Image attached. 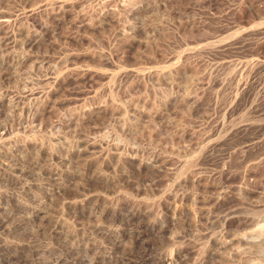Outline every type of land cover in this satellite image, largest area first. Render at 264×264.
Masks as SVG:
<instances>
[{
	"label": "rangeland",
	"instance_id": "1",
	"mask_svg": "<svg viewBox=\"0 0 264 264\" xmlns=\"http://www.w3.org/2000/svg\"><path fill=\"white\" fill-rule=\"evenodd\" d=\"M2 15L0 264H264V0Z\"/></svg>",
	"mask_w": 264,
	"mask_h": 264
},
{
	"label": "bare ground",
	"instance_id": "2",
	"mask_svg": "<svg viewBox=\"0 0 264 264\" xmlns=\"http://www.w3.org/2000/svg\"><path fill=\"white\" fill-rule=\"evenodd\" d=\"M61 5H62V4H61ZM248 5H249V4H248ZM247 8H248V7H247ZM247 12H248V11H247ZM29 13H30V12H29ZM32 13H33V12H32ZM251 13H252V12H251ZM13 16H14V15H13ZM11 18H12V17H11ZM9 20H10V19L7 18L6 15H2V16H0V30L7 28V26L9 27V25H8V24H9V23H8ZM46 29H47V27H46ZM47 30H48V29H47ZM47 30H46V31H47ZM263 30H264V29H263ZM41 31H42V30H41ZM43 31H44V30H43ZM43 31H42V32H43ZM2 33H3V32H2ZM4 33H5V32H4ZM6 35H7V34H6ZM8 36H9V35H8ZM35 37H36V36H35ZM35 37H34V38H35ZM10 39H11V38H10ZM13 39H14V38H13ZM5 40H6V39H5ZM32 41H33V39H32ZM34 41H35V40H34ZM34 41H33V42H34ZM4 43H5V42H4ZM3 45H4V44H3ZM27 45H28V44H27ZM4 48H5V47H4ZM6 55H8V54H6ZM11 56H12V55H11ZM40 57H41V56H40ZM5 60H6V59H5ZM7 60H8V61H7ZM7 60H6V63L9 64V65H11V63L14 61V58H11V57L9 58V57H8ZM20 60H21V59H20ZM42 60H43V59H42ZM18 62H19V61H18ZM5 66H6V65H5ZM7 68H9V67H7ZM7 68H6V69H7ZM8 73H9V71H8ZM8 73L4 70V72H3V76H6V74L8 75ZM76 73H77V72H76ZM63 75H64V74H63ZM66 76H67V75H66ZM77 76H78V75H77ZM61 80H63V79H61ZM50 83H51V82H50ZM54 83H59V79H56V78H55ZM67 83H68V82H67ZM51 86H52V85H51ZM51 86H50V87H51ZM45 92H46V91H45ZM48 92H49V91H48ZM46 93H47V92H46ZM35 95H36V94H35ZM42 95H43V94H42ZM50 95H51V94H50ZM33 96H34V95H33ZM46 98H48V97L44 95V96L41 97V100H40V102H39L37 105H34V106H33V105H30L31 107L28 105V108H33L35 117L38 115V113H40V111L45 110ZM2 101H3V100H2V97H0V103H2ZM26 106H27V105H26ZM47 109H48V108H47ZM32 114H33V113H32ZM32 114H31V117H32ZM38 118H39V117H38ZM37 121H38V120H37ZM37 123H38V122H37ZM4 129H5V128H4V126H3V130H4ZM1 131H2V130H1ZM1 131H0L1 134H5V131H2V132H1ZM2 136L4 137V135H2ZM2 136H1V137H2ZM3 137H2V138H3ZM4 138H5V137H4ZM4 138H3V139H4ZM43 154H44V153H43ZM46 154H47V153H46ZM46 154H45V155H46ZM47 155H48V154H47ZM153 162H157V161H156V160H152V161H150L149 163H150V165L155 166ZM146 163H147V162H146ZM157 163H158V162H157ZM159 163H160V162H159ZM161 163H162V162H161ZM159 167H160V166H159ZM155 170H157V168H156ZM51 171H52V170H51ZM23 172H24V171H23ZM25 174H26V173H25ZM56 174H57V173H56ZM16 175H17V174H16ZM16 175H15V176H16ZM21 175H24V174L21 173ZM46 175H48V173H47ZM46 175H45V176H46ZM15 176H14V177H15ZM51 176H52V175H51ZM22 177H23V176H22ZM27 177H29V176H27ZM48 177H49V176H48ZM52 178H53V177H52ZM9 179H10V178H9ZM29 179H31V178H29ZM14 180H15V179H14ZM22 181H23V180H22ZM27 181H28V180H27ZM10 182H11V181H10ZM12 182H13V181H12ZM24 182H25V181H24ZM26 183H27V182H26ZM16 186H17V185H16ZM23 189H24V188H23ZM25 189H26V188H25ZM165 197H166V196H165ZM166 199H167V198H166ZM166 199H165V200L162 199V200H163L162 203L165 204V203H166ZM133 203H134V202H133ZM162 203H161V204H162ZM168 203H169V202H168ZM72 209H73V208H72ZM134 210H135V212H136L137 215H139V214L142 215L141 217L143 218V219H142L143 221H142V220H141L142 222L140 221V222H141L140 225L143 224L144 226L148 227L150 232H153V231L156 230L157 223H151V224H150V223H149L150 220L148 221L147 218H146V216L149 214V211H143V212L141 213V210H139V206L136 205V204H134ZM134 210H133V211H134ZM203 211H204V210H203ZM202 213H203V212H202ZM0 216H1V215H0ZM148 217H149V216H148ZM2 218H3V220L6 219V218H4V216H3ZM2 218L0 219L1 221H3ZM9 222H10V221H9ZM2 225H3V223H2ZM8 225H9V224H8ZM5 226H6V225H5ZM6 227H7V226H6ZM158 227H159L160 232H164V230H165V225H161V226L158 225ZM3 228H5V227L3 226ZM149 234H150V233H149ZM144 241H145V240H144ZM2 242H3V241H2ZM141 242H142V241H141ZM145 242H146V241H145ZM1 247H2V246H1ZM259 247H260V246H259ZM16 260H17V259H16ZM6 264H7V263H6Z\"/></svg>",
	"mask_w": 264,
	"mask_h": 264
}]
</instances>
